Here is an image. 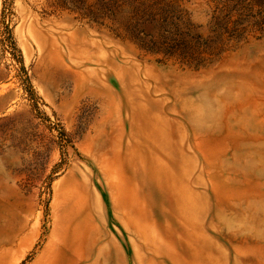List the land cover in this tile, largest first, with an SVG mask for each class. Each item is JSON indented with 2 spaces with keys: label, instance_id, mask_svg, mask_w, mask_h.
Here are the masks:
<instances>
[{
  "label": "rangeland",
  "instance_id": "374dc122",
  "mask_svg": "<svg viewBox=\"0 0 264 264\" xmlns=\"http://www.w3.org/2000/svg\"><path fill=\"white\" fill-rule=\"evenodd\" d=\"M54 3L0 0V264H264V39L196 69Z\"/></svg>",
  "mask_w": 264,
  "mask_h": 264
},
{
  "label": "trees",
  "instance_id": "16d2710c",
  "mask_svg": "<svg viewBox=\"0 0 264 264\" xmlns=\"http://www.w3.org/2000/svg\"><path fill=\"white\" fill-rule=\"evenodd\" d=\"M196 0H55L54 6L87 24L106 28L140 50L194 68L222 54L225 45L249 34L264 39V0H205L207 35L190 20ZM150 27L152 33L146 32Z\"/></svg>",
  "mask_w": 264,
  "mask_h": 264
},
{
  "label": "bare ground",
  "instance_id": "6f19581e",
  "mask_svg": "<svg viewBox=\"0 0 264 264\" xmlns=\"http://www.w3.org/2000/svg\"><path fill=\"white\" fill-rule=\"evenodd\" d=\"M49 250H48V253H47V257L44 258V260L40 261L39 264H52V257H53V254L56 250V247L54 245H49ZM52 259V260H51Z\"/></svg>",
  "mask_w": 264,
  "mask_h": 264
}]
</instances>
